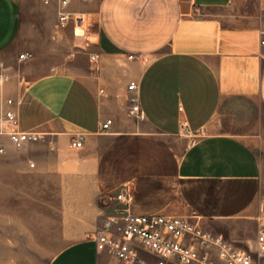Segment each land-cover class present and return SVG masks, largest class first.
<instances>
[{"label": "crops", "instance_id": "crops-1", "mask_svg": "<svg viewBox=\"0 0 264 264\" xmlns=\"http://www.w3.org/2000/svg\"><path fill=\"white\" fill-rule=\"evenodd\" d=\"M59 2L0 0V104L38 133L0 134V264H128L96 236L123 186L135 213L185 217L264 264L262 0H70L86 21L64 28Z\"/></svg>", "mask_w": 264, "mask_h": 264}, {"label": "built area", "instance_id": "built-area-1", "mask_svg": "<svg viewBox=\"0 0 264 264\" xmlns=\"http://www.w3.org/2000/svg\"><path fill=\"white\" fill-rule=\"evenodd\" d=\"M49 1V0H46ZM70 0H60L58 5L59 27H66L71 20L83 25L86 17L82 13L69 10ZM264 9V0H262ZM32 57L26 52L21 59ZM95 59L96 55H92ZM138 83L131 81L128 89L136 91ZM130 113L140 115L141 108L134 95L130 97ZM15 100L7 97L0 104V134L10 137L17 145H23L37 138L38 133L19 128L20 120L14 109ZM112 119H107L102 126L107 131ZM83 136L76 137L72 146L81 147ZM4 149L0 148L2 152ZM134 193L129 186H123L115 195L108 197L106 207H110L104 223L96 231L98 240L108 245L111 254L128 264H144L141 250L145 249L156 256L155 264H218L209 254L211 245L219 249L223 264H260L251 254L241 251L228 242L223 236L205 231L201 226L180 216H168L157 213L139 214L131 208ZM114 201H111V200ZM258 249L264 254V223L258 233Z\"/></svg>", "mask_w": 264, "mask_h": 264}, {"label": "rangeland", "instance_id": "rangeland-1", "mask_svg": "<svg viewBox=\"0 0 264 264\" xmlns=\"http://www.w3.org/2000/svg\"><path fill=\"white\" fill-rule=\"evenodd\" d=\"M33 259H30L29 261H32ZM28 261V262H29ZM150 262V263H149ZM148 263L146 264H153V260H150ZM46 263V259L42 258V259H37V264H45Z\"/></svg>", "mask_w": 264, "mask_h": 264}]
</instances>
